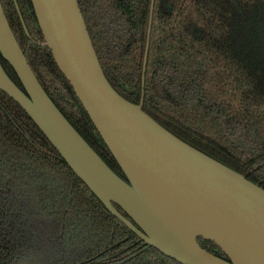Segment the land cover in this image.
Wrapping results in <instances>:
<instances>
[{"label": "trees", "instance_id": "obj_1", "mask_svg": "<svg viewBox=\"0 0 264 264\" xmlns=\"http://www.w3.org/2000/svg\"><path fill=\"white\" fill-rule=\"evenodd\" d=\"M6 1L15 18L10 27L48 96L126 179L46 47L31 0H16L31 38L14 0ZM22 1L30 7L27 17ZM89 4L81 9L108 81L139 104L151 0ZM0 61L25 91L14 69ZM143 108L186 143L264 188V0H156ZM198 243L228 260L214 243ZM56 249V264H180L114 217L0 91V264H46Z\"/></svg>", "mask_w": 264, "mask_h": 264}, {"label": "water", "instance_id": "obj_2", "mask_svg": "<svg viewBox=\"0 0 264 264\" xmlns=\"http://www.w3.org/2000/svg\"><path fill=\"white\" fill-rule=\"evenodd\" d=\"M31 2L46 47L126 179L108 166L48 96L1 2L0 56L25 91L1 61L0 91L28 114L104 207L145 244L180 264H264V188L186 143L144 111L155 0L139 104L126 100L108 81L78 0ZM199 239L214 243L228 260L204 250Z\"/></svg>", "mask_w": 264, "mask_h": 264}, {"label": "flooded vegetation", "instance_id": "obj_3", "mask_svg": "<svg viewBox=\"0 0 264 264\" xmlns=\"http://www.w3.org/2000/svg\"><path fill=\"white\" fill-rule=\"evenodd\" d=\"M1 1V0H0ZM89 1L90 0H78V3H79V5H80V8L83 6V7H89L91 4H89ZM23 2V1H22ZM92 3H94V4H96V5H98V3H104V5L106 6V0H92ZM151 3H152V0H151ZM1 4H2V7H3V10H4V12H5V15H6V17H7V19H8V22H11L12 20H14L15 18H14V14H13V9H12V7L9 5V3H8V1H6V0H2V2H1ZM23 4H24V6H23V13L26 15V17L28 16V15H31V11H30V7L29 6H27V5H25V3L23 2ZM155 5H156V0H155ZM166 6V5H165ZM16 7V6H15ZM150 9H151V6H150ZM81 11H82V9H81ZM154 11H155V9H154ZM18 12V11H17ZM18 16H19V13H18ZM20 18V17H19ZM153 19H154V17H153ZM58 252H60L58 249H56L54 252H50V256H49V261L46 263V264H52V263H57V261L56 260H54V257L56 256V255H58ZM52 257H53V259H52Z\"/></svg>", "mask_w": 264, "mask_h": 264}]
</instances>
